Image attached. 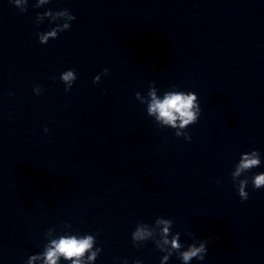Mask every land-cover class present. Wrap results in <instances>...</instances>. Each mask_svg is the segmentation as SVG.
<instances>
[{
    "label": "clouds",
    "instance_id": "9594fccd",
    "mask_svg": "<svg viewBox=\"0 0 264 264\" xmlns=\"http://www.w3.org/2000/svg\"><path fill=\"white\" fill-rule=\"evenodd\" d=\"M21 0H15V4L19 6ZM43 2V0H41ZM27 9H24L26 11ZM23 11V12H24ZM58 15H66L69 22L63 24H55L50 31L41 34L38 33L39 42L41 44H47L51 39H56L58 34L68 30L71 27V22L76 19L68 9H64L59 12ZM108 69H104L100 75H97L93 79V83H99L101 75L107 74ZM77 79L76 70L69 69L60 74V80L65 85V92H68L75 80ZM155 82L149 83V90L147 93V99H142L141 94L137 92L135 98L140 102L147 104V115L154 116L156 121L161 125H167L172 129H177L175 136L177 138L183 137L187 141H191L192 137L186 132L181 131L189 126L195 124L201 114V108L198 101V97L194 92L188 91H166L161 99L156 95V88L153 86ZM33 92L36 95L42 93V87L37 85L33 88ZM44 132L47 134L48 129L45 128ZM261 164L260 153L257 150L251 151V154L242 153L239 163L236 165L235 171L231 173L233 181L236 177H239L242 172L249 171L252 168L259 167ZM248 184L247 179L239 181L238 194L241 201L248 199V192L245 191V186ZM253 187L260 189L264 186V173H258L253 176ZM235 186V184H234ZM173 221L171 219L157 218L155 221L156 228L160 229L161 243H157L156 247L160 251H167L168 255L163 257V261H168L169 258L175 253L182 261V264H190L194 258L197 260H204L207 252L206 245L209 242L207 239L197 242L194 241L189 244L186 250L183 249V245L180 243V233H171ZM153 235V231L150 230L149 224L138 222L137 226L132 233V240L134 245L138 248L137 241H146ZM192 235V233H188ZM219 239V237H216ZM96 243L93 235H85L83 237H77L75 235H61L58 239H53L45 246L42 254L32 255L28 258L26 264H32L34 260L42 259L44 264H58L61 257L65 260H71V264H82L85 255H87L88 261L96 260L98 254L101 252L100 248H96L94 251L93 245ZM164 246H169L167 249ZM75 257L76 259H73ZM160 261V264H163ZM127 264V261H125ZM135 264H140L136 261Z\"/></svg>",
    "mask_w": 264,
    "mask_h": 264
}]
</instances>
